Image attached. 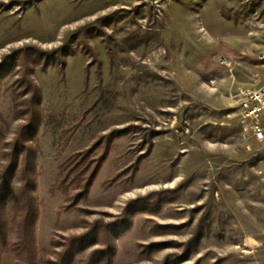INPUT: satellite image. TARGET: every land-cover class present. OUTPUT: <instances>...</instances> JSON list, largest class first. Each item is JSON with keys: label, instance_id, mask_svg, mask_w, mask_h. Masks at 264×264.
<instances>
[{"label": "rangeland", "instance_id": "374dc122", "mask_svg": "<svg viewBox=\"0 0 264 264\" xmlns=\"http://www.w3.org/2000/svg\"><path fill=\"white\" fill-rule=\"evenodd\" d=\"M26 79L39 89L26 133L38 264H56L97 221L122 219L113 252L90 264H264V140L235 98L264 81V0H0V171L31 120ZM124 129L70 207L87 173L63 185L61 166Z\"/></svg>", "mask_w": 264, "mask_h": 264}, {"label": "trees", "instance_id": "16d2710c", "mask_svg": "<svg viewBox=\"0 0 264 264\" xmlns=\"http://www.w3.org/2000/svg\"><path fill=\"white\" fill-rule=\"evenodd\" d=\"M29 80H25L27 82V89L25 90L30 94L27 100L26 113L27 115L29 113L31 114V120H29V124L25 125L17 134L14 143H12L11 151L7 153V164L0 171V264H2L3 255L6 253H12L16 256V264H38L35 258V223L38 218V210L33 195L35 182L33 178V162L35 153L32 152V147L29 145L30 138L26 133L32 134L31 132L34 131L33 127L37 117L36 106L39 101V89L33 85L32 81L29 82ZM126 131L127 129L113 131L111 134L100 138L88 151L79 153L74 156L73 159H67L61 166V184H65L66 178L70 172L77 171L78 175L87 173L83 178L84 184L81 187L83 188L82 191H80L81 193L73 197H70V195L68 196V200L70 204H72L70 207L77 204L81 196H86L88 194L91 184L107 158L111 141L117 135ZM102 143V154L98 159L91 161L89 157L92 151ZM78 157H80V159H78ZM18 170L21 172V187L17 194L13 196L10 190V184ZM65 189L66 188H64V191ZM70 198L74 199L73 202L70 201ZM9 200L14 201V216L12 219L6 209ZM131 207L132 206H128L125 212L128 213ZM125 222L126 220L122 219L101 225L103 223L97 221L93 224L94 226L89 233L69 237L64 244V250L59 254V259L56 264H71L78 252L84 251L86 248L99 241L105 243V248L92 251L88 264L97 256L110 255L114 250L111 239L127 227V223ZM100 235L103 238H101ZM50 263L52 262L50 261Z\"/></svg>", "mask_w": 264, "mask_h": 264}, {"label": "built area", "instance_id": "2783aa9c", "mask_svg": "<svg viewBox=\"0 0 264 264\" xmlns=\"http://www.w3.org/2000/svg\"><path fill=\"white\" fill-rule=\"evenodd\" d=\"M241 116L251 127L254 136L264 140V83L241 87L236 93Z\"/></svg>", "mask_w": 264, "mask_h": 264}, {"label": "bare ground", "instance_id": "6f19581e", "mask_svg": "<svg viewBox=\"0 0 264 264\" xmlns=\"http://www.w3.org/2000/svg\"><path fill=\"white\" fill-rule=\"evenodd\" d=\"M246 244L249 245L250 247H254V248L259 245V243L254 238H252L250 236L246 239Z\"/></svg>", "mask_w": 264, "mask_h": 264}, {"label": "crops", "instance_id": "0c3cea01", "mask_svg": "<svg viewBox=\"0 0 264 264\" xmlns=\"http://www.w3.org/2000/svg\"><path fill=\"white\" fill-rule=\"evenodd\" d=\"M262 83H264V81H263ZM262 83H261V84H262Z\"/></svg>", "mask_w": 264, "mask_h": 264}]
</instances>
